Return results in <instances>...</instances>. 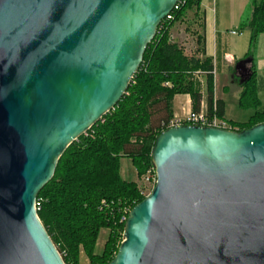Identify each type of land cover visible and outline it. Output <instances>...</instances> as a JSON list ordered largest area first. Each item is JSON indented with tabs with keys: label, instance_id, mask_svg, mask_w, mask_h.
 <instances>
[{
	"label": "water",
	"instance_id": "1",
	"mask_svg": "<svg viewBox=\"0 0 264 264\" xmlns=\"http://www.w3.org/2000/svg\"><path fill=\"white\" fill-rule=\"evenodd\" d=\"M178 2L0 0V264H66L38 194L125 96ZM151 157L156 184L108 264H264V123L173 126Z\"/></svg>",
	"mask_w": 264,
	"mask_h": 264
},
{
	"label": "trees",
	"instance_id": "2",
	"mask_svg": "<svg viewBox=\"0 0 264 264\" xmlns=\"http://www.w3.org/2000/svg\"><path fill=\"white\" fill-rule=\"evenodd\" d=\"M203 0H179L172 19L162 21L148 45L139 71L119 103L60 157L54 177L38 194V216L66 264H108L123 240V209H131L145 197L137 182L122 178L123 157H130L139 177L154 167L151 157L157 136L174 117L173 100L188 94L194 111L203 100L195 72L203 71L207 111L224 117L225 104L215 99L213 58L206 56ZM253 14L245 27L254 44L264 33V0H252ZM184 23L195 36L196 48L187 50L173 37ZM197 26V28H196ZM240 106L252 109L246 122L232 123L238 130L264 123V104L258 98L255 71L243 85ZM104 201V203H103ZM109 234L100 254L96 246L102 229Z\"/></svg>",
	"mask_w": 264,
	"mask_h": 264
},
{
	"label": "crops",
	"instance_id": "3",
	"mask_svg": "<svg viewBox=\"0 0 264 264\" xmlns=\"http://www.w3.org/2000/svg\"><path fill=\"white\" fill-rule=\"evenodd\" d=\"M204 16V37L206 56L212 57L215 68V99L225 104L224 118L231 123L246 122L251 113L250 109L240 106V94L243 90L242 74L251 76L255 71L258 98L264 104V33L259 34L254 44L251 42L252 31L245 27L253 14L252 0H203L201 5ZM181 25V24H180ZM179 24L173 29V37L184 47L183 38L179 32ZM237 31V34H233ZM194 50L193 48H186ZM250 70V71H249ZM204 79V77H202ZM251 78V77H250ZM203 100L201 109L207 110V94L205 85L202 87ZM237 105L240 113L243 112L244 121L237 122L233 116V109ZM174 115H183L193 110L192 99L188 94H178L173 100ZM237 116H240L239 112ZM238 118V117H237ZM241 118V117H240ZM240 120V119H239ZM126 161L125 163H123ZM121 176L127 180L133 172L139 177L137 169L130 157L121 159Z\"/></svg>",
	"mask_w": 264,
	"mask_h": 264
},
{
	"label": "built area",
	"instance_id": "4",
	"mask_svg": "<svg viewBox=\"0 0 264 264\" xmlns=\"http://www.w3.org/2000/svg\"><path fill=\"white\" fill-rule=\"evenodd\" d=\"M178 8V5L175 7ZM166 19H172V15L169 14ZM233 34H237V31H233ZM212 73L215 76V68L212 70ZM204 77L203 71L195 72V78L197 81L201 83V88L205 85V80L202 78ZM178 125H197V126H210V127H217L223 129H230V130H238L229 120L225 119L224 117H220L216 112V107L214 108V112L209 114L207 110L200 109V111L191 110L189 112H184L183 115H174L171 119L167 128L178 126ZM157 181L155 168H150L146 175L142 178V183L140 185L141 194L143 196H147L155 186ZM104 203V201H103ZM36 208L38 209V201L36 202ZM127 220L126 212L122 216L121 221Z\"/></svg>",
	"mask_w": 264,
	"mask_h": 264
},
{
	"label": "rangeland",
	"instance_id": "5",
	"mask_svg": "<svg viewBox=\"0 0 264 264\" xmlns=\"http://www.w3.org/2000/svg\"><path fill=\"white\" fill-rule=\"evenodd\" d=\"M179 26H181L179 32L181 33V38H183V42H184V47L190 49V48H193L194 46V43H195V36H193L191 33L187 32L186 31V25L184 23H182L181 25L179 24ZM197 28V26H196ZM200 83V82H199ZM201 84V83H200ZM252 109L248 110V111H245L246 113H251ZM239 112L240 116H237V113ZM244 112V111H243ZM243 112L240 113L239 111V107L237 105H235L232 113H233V116H236V120L237 122H242L244 121L243 118H242V115L241 114H244ZM238 117V118H237ZM241 117V118H240ZM240 119V120H239ZM126 161H124L123 163H125ZM127 181H134V180H137V176H136V173L133 172L131 174V176H129L128 178H126ZM139 184V186L141 185L142 183V179L140 181L137 182ZM145 197V196H144ZM131 207L130 206H126L124 209H123V215L124 213L126 212L127 214V217L131 211ZM126 222V221H125ZM108 234H109V230L108 229H102L100 235H99V239H98V242H97V246H96V253L97 254H100L104 248V245L107 241V238H108ZM81 264H89V259L87 258V256L82 253L81 254Z\"/></svg>",
	"mask_w": 264,
	"mask_h": 264
}]
</instances>
